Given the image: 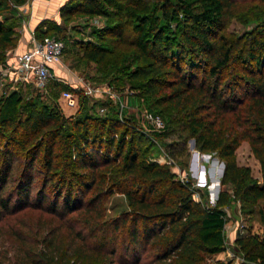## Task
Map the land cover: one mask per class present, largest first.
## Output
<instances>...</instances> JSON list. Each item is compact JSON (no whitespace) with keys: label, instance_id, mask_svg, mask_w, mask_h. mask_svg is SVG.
I'll return each instance as SVG.
<instances>
[{"label":"trees","instance_id":"1","mask_svg":"<svg viewBox=\"0 0 264 264\" xmlns=\"http://www.w3.org/2000/svg\"><path fill=\"white\" fill-rule=\"evenodd\" d=\"M27 2L0 0V69L22 31L11 20ZM233 6V0L63 2L62 21L76 14L108 16L107 9L115 7L124 11L93 30L100 44L84 45L83 55L102 64L113 55L110 40L129 43L132 65L116 70L164 127L153 130L142 117L98 97L82 96L86 111L80 113L79 106L66 116L56 101L48 104L40 94L23 99L15 89L3 95L0 222L35 208L48 214L49 225L36 240L15 237L12 264H140L143 255L155 264H196L201 253L224 251V207L235 200L246 210L264 198V21L241 37L226 34ZM60 30V23L44 19L33 32L64 41ZM64 89L73 91L70 85ZM144 131L159 142L185 132L200 152L219 157L222 188L214 204L167 164L144 158L141 143L152 145ZM242 141L259 164V177L237 163ZM114 192L126 197L128 209L104 219V201ZM235 243L247 260L241 264H264V239L248 233Z\"/></svg>","mask_w":264,"mask_h":264},{"label":"rangeland","instance_id":"2","mask_svg":"<svg viewBox=\"0 0 264 264\" xmlns=\"http://www.w3.org/2000/svg\"><path fill=\"white\" fill-rule=\"evenodd\" d=\"M233 1L234 6L231 7V12L228 13L229 19L223 27V31L226 34L228 33L235 37H241L243 33L249 32L257 23H262L264 21V5L258 0ZM31 3L32 2L28 0L25 7H19L17 11L19 18H13L11 20L12 23H16L17 30L21 29V26L22 30L24 29L26 22L22 21L27 18L26 12L30 10ZM107 10L109 15L103 17H88L76 14L62 21L59 17L54 19L48 14L47 18L45 17L38 21L37 24L44 19L54 20L60 23V35L64 36L65 49L61 62L62 71L56 69V75L61 78H56L55 83H52V80H50V84L53 85L45 92H41L33 84L18 87L11 81V76L9 74H3L2 69H0V98L10 91L17 89L23 99H29L32 96L40 94L44 102L52 104L56 101L59 105L60 93L65 90L64 88H66L67 85H70L73 87V92H75L78 97V107L76 109L72 108L75 112L78 111L79 106L81 110L80 113L86 111L88 100H81L82 96L90 97L93 100L98 97L102 99L99 102L107 100L105 102L110 101L113 105L117 103L118 108V101H124V104H126L124 110L140 119V117L147 112L145 111L147 105L136 96L137 93L135 90L130 89L125 75L116 70L119 64H122L124 67L128 64L130 66L132 65L135 53L134 48L129 43L110 40L113 45V55L102 64L89 61L83 55L84 45L100 44L93 36V30L95 28L113 23L119 17L124 16V11H122L120 7L109 8ZM240 19L244 22L243 24L239 21ZM49 26L51 31L53 24ZM172 27H174V24ZM19 35L17 43L7 50V59L18 47L22 34ZM113 66H115V69L111 68ZM107 85L110 86V92L101 90L100 95L85 94V90L88 87L100 86L104 88ZM59 106L62 108L61 105ZM65 109L66 112L69 111L67 108ZM100 109L103 110L101 112H105L103 107L98 108V110ZM62 111L64 112L63 109ZM119 117L120 119L123 118L122 116ZM226 124H229V122ZM179 128L182 127L179 125ZM145 133L148 136V133ZM150 137L148 136V139H150L152 145L148 142H143V145L141 143L142 148L145 147L144 158L149 162L167 164L179 178L190 180L194 188L204 191L208 203L214 204L217 194L222 188L220 178L224 164L219 157L215 153L200 152L192 143L193 137L187 136L185 132L178 131L170 139L162 142L156 140L155 137H151L152 139ZM235 156L238 164L250 166L252 174L259 177V164L253 157L248 142H241L235 150ZM241 205L239 201L231 200L230 203L224 207L227 216V222L223 229L225 240L224 251L213 255L201 253L196 264H241L247 262L243 253L236 245L235 240L238 236L248 233L258 236L260 239L262 238L260 231L264 224V198L259 199L252 208H248L247 206L246 210ZM127 209L128 202L126 197L122 193L114 192L104 201V219L113 218ZM47 217L48 214L42 213L38 209L28 208L13 216L6 215L3 218V221L0 222V250H2L0 258L2 257L3 259L2 264H12L10 260L13 258L12 255L14 251H16V246L18 245L15 239L17 235H19L23 241L30 242L36 240L33 239V236L37 238L45 233L49 227V225L45 224V218ZM53 222H57L56 219ZM36 223H40L41 225L31 231V228ZM65 225L68 224L65 223ZM69 225H71V222ZM140 264L155 263H153L152 257L143 255Z\"/></svg>","mask_w":264,"mask_h":264},{"label":"built area","instance_id":"3","mask_svg":"<svg viewBox=\"0 0 264 264\" xmlns=\"http://www.w3.org/2000/svg\"><path fill=\"white\" fill-rule=\"evenodd\" d=\"M34 1L35 0H30L32 3ZM25 6L26 4L22 7ZM26 15L27 18L23 20V22H26L25 25L28 24L32 17L30 10L26 12ZM64 47L65 44L62 38L53 35L36 38L32 30L31 39L28 42L27 48L20 54L14 52L13 56L16 57L15 61H12L6 68H2V73L9 74L11 76V81L15 84L17 82L23 84L31 83L41 92H45L50 80L61 78L56 75L54 66H56L59 71H62L61 62ZM101 90L110 92V86L107 85L104 88L100 86L88 87L85 90V94L100 95ZM118 103L121 112L126 104H124V101H118ZM59 105H61L62 108L64 106L66 108L76 109L78 107V97L76 93L69 89L63 90L59 96ZM99 111L101 112L103 110L100 109ZM142 119L148 122L153 130H161L164 127V122L158 114L147 111L142 115ZM260 234L262 238H264V224Z\"/></svg>","mask_w":264,"mask_h":264},{"label":"crops","instance_id":"4","mask_svg":"<svg viewBox=\"0 0 264 264\" xmlns=\"http://www.w3.org/2000/svg\"><path fill=\"white\" fill-rule=\"evenodd\" d=\"M64 1L65 0H35L32 3L30 7V12L32 17L30 18V21L28 22L27 26L25 25L24 29L21 31L22 36L20 37L21 39L19 40L20 43L18 44V47L14 50L16 54H20L27 48L28 42L31 39V32L35 28V25L37 24L38 21H40L42 18L45 17L47 18L48 14L51 15V17L54 19H57L59 17L58 10ZM15 59L16 57L13 56L12 54L7 59L6 67L9 66L12 61H15ZM54 68L57 69L56 66H54ZM67 82L73 83L70 81ZM65 108L66 107H63L62 109L64 110V113L66 115H72L75 112V110L72 108H67V110L69 111L66 112Z\"/></svg>","mask_w":264,"mask_h":264},{"label":"water","instance_id":"5","mask_svg":"<svg viewBox=\"0 0 264 264\" xmlns=\"http://www.w3.org/2000/svg\"><path fill=\"white\" fill-rule=\"evenodd\" d=\"M192 143H193V145H195V142H194V140L192 139Z\"/></svg>","mask_w":264,"mask_h":264},{"label":"bare ground","instance_id":"6","mask_svg":"<svg viewBox=\"0 0 264 264\" xmlns=\"http://www.w3.org/2000/svg\"><path fill=\"white\" fill-rule=\"evenodd\" d=\"M201 171V170H200Z\"/></svg>","mask_w":264,"mask_h":264}]
</instances>
